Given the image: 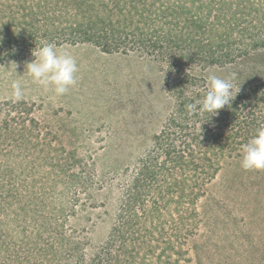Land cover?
<instances>
[{"label":"rangeland","instance_id":"rangeland-1","mask_svg":"<svg viewBox=\"0 0 264 264\" xmlns=\"http://www.w3.org/2000/svg\"><path fill=\"white\" fill-rule=\"evenodd\" d=\"M225 1L100 0L101 44L57 45L78 65L76 84L59 97L24 71L33 57L0 63V264L9 243L18 264L46 244L64 249L42 250L37 264L102 258L124 193L135 199L125 241L111 238L110 255L120 253L110 264H264V170L240 167L243 137L217 156L200 137L183 153L187 167L156 176L159 146L174 138L179 75L196 78L200 89L212 71L235 75L241 93L264 90V49L212 62L199 46L163 39L169 28L176 36L197 31L203 45H214L199 27L205 12L228 41L225 18L216 19ZM110 22L120 37L109 33ZM251 22L241 17L238 26ZM16 79L20 101L11 97Z\"/></svg>","mask_w":264,"mask_h":264},{"label":"trees","instance_id":"trees-1","mask_svg":"<svg viewBox=\"0 0 264 264\" xmlns=\"http://www.w3.org/2000/svg\"><path fill=\"white\" fill-rule=\"evenodd\" d=\"M27 1L15 0L13 2L8 0L3 7L0 6V37H2V40H0V63L7 59L22 61L32 57V49L35 46L39 47L42 41L56 45L65 42L70 44L78 42L101 44L97 37L99 36L98 32L105 27V23L98 16L99 9H104V6L100 5V0H31L29 6ZM91 1L93 2L91 3ZM249 1L250 6L247 8L243 3L244 0H227L217 8L216 19L218 20L220 16L225 18V24L222 27L228 36L226 42L215 23L208 20V15L205 12L202 13L199 27L204 35L207 34L210 40H214L215 47H211L214 46L212 44L203 45L195 35L197 31L189 32L187 37L184 35L176 36L169 28V32L163 35V39L169 37L177 43L181 42L184 45L192 43V46H199L203 48L205 53L207 52L206 57L211 58L212 62H223L234 59L236 56L262 50L264 49V0ZM106 3L105 6L107 7ZM193 6L195 7L194 3H192ZM199 7H202V5ZM189 9L191 10L190 7ZM227 14L229 15L226 16ZM80 15L83 20L70 19ZM42 17L45 20L40 23ZM241 17L242 19L249 17L252 22L238 26ZM47 21L48 23H45ZM112 26L114 24L110 22L109 33L120 37L121 34ZM219 36L220 38H217ZM141 38L142 35L138 37V40H141ZM173 65L175 64L170 63L171 67ZM179 78L181 80L175 81V83L178 82L176 87L179 95L172 118L175 125L172 133L174 138L168 137L169 141L160 144L159 158L156 157L158 163V166L156 163V176L159 171L164 172L162 173L163 179L168 177L166 173L170 174L172 172H165L166 169H173L174 172L187 167V156L183 153L200 137L202 138L201 143L207 149H213L214 156H217L219 151L225 149L231 151L240 146L239 139L242 137L247 142L257 128L264 126V117L256 115V109L264 111V90L259 92L254 87L243 93L239 90L229 106L218 110L217 115L211 116L209 120L202 122L207 119V114L203 116L190 114L186 105L201 98L204 91H206V87L198 88L196 78L191 77L189 74L182 73ZM188 89V96H184V92ZM245 99L247 102H245ZM253 113H255L254 117ZM248 116H251L249 120H247ZM169 186L171 187L172 183ZM131 196L127 193L122 194L116 215L117 221L111 228L110 239L104 247L102 258L98 260L91 259L88 264H110V261H113L120 253L119 250H116L114 257L110 255L111 245L115 242L111 238L117 235L120 241H125V239H122V228L133 209L131 200L135 199V195ZM41 239L40 234L35 237L36 241ZM63 239L70 240L66 236H61L56 240ZM7 246L6 251L8 253H4L3 264H18L13 256L15 245L9 243ZM63 249V243L58 244L57 248L53 245L52 249L47 244L42 245V247L36 246L35 252L25 255V261L19 258V264H37L36 260H39V254L42 253V250L47 251L49 256L51 253L57 251L59 253ZM70 264L81 263L71 262ZM235 264H238V261Z\"/></svg>","mask_w":264,"mask_h":264},{"label":"clouds","instance_id":"clouds-1","mask_svg":"<svg viewBox=\"0 0 264 264\" xmlns=\"http://www.w3.org/2000/svg\"><path fill=\"white\" fill-rule=\"evenodd\" d=\"M31 55L33 59L25 62L24 71L45 91L51 90L59 97L76 84L77 61L67 51L59 49L54 43L42 41L39 47L32 49ZM13 67L15 71L17 65L14 63ZM234 80L235 75L222 77L210 71L206 75V91L201 98L186 105L188 112L201 116L207 114V119L202 122L217 115L218 110L230 105L240 90V84L234 85ZM10 88L14 100L20 101L24 97L25 90L19 79L12 80ZM239 163L244 170H264V126L257 128L242 145Z\"/></svg>","mask_w":264,"mask_h":264}]
</instances>
